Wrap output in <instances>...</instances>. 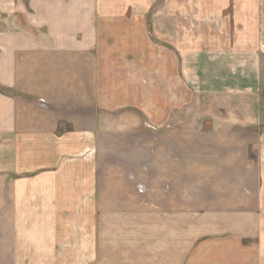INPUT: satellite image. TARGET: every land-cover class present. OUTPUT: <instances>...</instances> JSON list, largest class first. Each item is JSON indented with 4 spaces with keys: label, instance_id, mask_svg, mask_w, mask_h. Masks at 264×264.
I'll return each instance as SVG.
<instances>
[{
    "label": "crops",
    "instance_id": "0c3cea01",
    "mask_svg": "<svg viewBox=\"0 0 264 264\" xmlns=\"http://www.w3.org/2000/svg\"><path fill=\"white\" fill-rule=\"evenodd\" d=\"M149 15L150 0H0V264H264L255 97L225 116L190 101L183 119L178 42L164 45L162 89L138 78L147 62H119L156 58ZM190 145L229 174L182 195Z\"/></svg>",
    "mask_w": 264,
    "mask_h": 264
},
{
    "label": "rangeland",
    "instance_id": "374dc122",
    "mask_svg": "<svg viewBox=\"0 0 264 264\" xmlns=\"http://www.w3.org/2000/svg\"><path fill=\"white\" fill-rule=\"evenodd\" d=\"M263 10L264 5L261 7L254 5V0H150V15L145 21L152 24L150 31L162 42L153 45L156 58L149 61L124 60L119 62L127 63V66L133 62L139 73H141L142 62H147L151 71L155 70L154 73L150 76L140 75L138 78L142 83H148L150 87L162 89L163 84L173 82L172 78H174L170 74L169 76L161 75L156 70L174 67L170 64L171 61H162L164 45L173 48L174 42H178L176 51L172 49L174 53L168 50L173 53L171 57L176 58V67L181 66L184 72L188 69L190 71L189 74L187 73L189 77L183 75L181 78L182 90L187 98L186 111L183 109V119L186 118L189 121L192 117V112L189 111L190 101L192 107L197 110L195 112L197 116H206L207 112L210 116H225L234 111L239 95L240 99L242 97L247 102H252L255 97L256 101L253 102L256 103L254 105L257 108L254 114H259L264 123ZM157 26L161 27L160 31ZM180 51L182 59L179 57ZM119 70L123 69L119 67ZM130 70L131 68L127 73H130ZM121 73H124L125 80L131 79L129 75L126 77V72ZM191 78L194 79L192 82L197 84L198 91L196 92L188 86ZM252 88H254L252 93L256 89V96L250 92ZM241 91H244V94ZM248 91L251 94H248ZM152 92L157 96L163 95L156 91ZM170 109L172 114V107ZM208 121L211 125V120ZM206 122L203 123L204 128L208 126ZM152 123L154 122L151 121L150 124ZM149 130L152 135L158 131L152 128ZM190 149L193 154L189 156ZM205 151L207 150L190 145L183 152V161H181L183 170L180 171L182 195H193L205 191L204 186L208 187L210 177L218 172L229 174L227 162L225 164L222 162L225 156H220L216 151L213 155H209ZM185 158L187 161H184ZM251 159L254 160L252 154ZM185 162L197 164L198 167L191 166L193 170H184ZM212 164H218L213 166L217 169L216 171L211 169ZM167 180L174 183L173 176Z\"/></svg>",
    "mask_w": 264,
    "mask_h": 264
},
{
    "label": "trees",
    "instance_id": "16d2710c",
    "mask_svg": "<svg viewBox=\"0 0 264 264\" xmlns=\"http://www.w3.org/2000/svg\"><path fill=\"white\" fill-rule=\"evenodd\" d=\"M0 92H2V93H7L8 91H6L4 88H1V87H0Z\"/></svg>",
    "mask_w": 264,
    "mask_h": 264
}]
</instances>
